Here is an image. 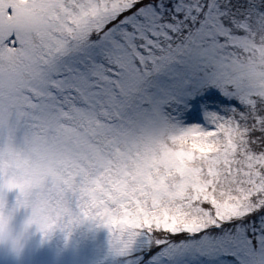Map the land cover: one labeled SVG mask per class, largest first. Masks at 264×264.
<instances>
[{"label":"snow or ice","instance_id":"snow-or-ice-1","mask_svg":"<svg viewBox=\"0 0 264 264\" xmlns=\"http://www.w3.org/2000/svg\"><path fill=\"white\" fill-rule=\"evenodd\" d=\"M85 220L108 264H264V0H0L2 264Z\"/></svg>","mask_w":264,"mask_h":264},{"label":"rangeland","instance_id":"rangeland-1","mask_svg":"<svg viewBox=\"0 0 264 264\" xmlns=\"http://www.w3.org/2000/svg\"><path fill=\"white\" fill-rule=\"evenodd\" d=\"M27 215L23 209L14 214L11 224L15 231L23 228ZM23 245L19 260L13 264H108L107 231L86 220L73 225L70 234L58 229L47 238L33 226L25 234ZM5 255L0 247V264Z\"/></svg>","mask_w":264,"mask_h":264}]
</instances>
